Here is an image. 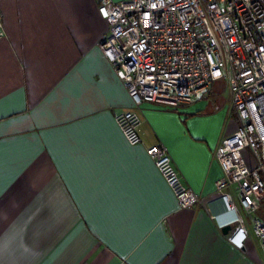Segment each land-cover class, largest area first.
Here are the masks:
<instances>
[{"label":"crops","instance_id":"obj_1","mask_svg":"<svg viewBox=\"0 0 264 264\" xmlns=\"http://www.w3.org/2000/svg\"><path fill=\"white\" fill-rule=\"evenodd\" d=\"M1 10L0 264H264L236 190L235 211L217 192L215 154L239 125L225 81L175 110L144 103L131 146L116 116L134 105L98 48V0ZM158 144L204 207L178 209L147 154Z\"/></svg>","mask_w":264,"mask_h":264},{"label":"built area","instance_id":"obj_2","mask_svg":"<svg viewBox=\"0 0 264 264\" xmlns=\"http://www.w3.org/2000/svg\"><path fill=\"white\" fill-rule=\"evenodd\" d=\"M1 2L0 40L6 37ZM98 3L109 26L98 48L134 105L116 116L131 146L143 143L144 103L175 110L209 93L216 82L227 83L239 125L215 154L223 171L217 192L227 210L235 211L230 190H236L264 257V0ZM147 154L179 210L205 206L165 146H150Z\"/></svg>","mask_w":264,"mask_h":264},{"label":"water","instance_id":"obj_3","mask_svg":"<svg viewBox=\"0 0 264 264\" xmlns=\"http://www.w3.org/2000/svg\"><path fill=\"white\" fill-rule=\"evenodd\" d=\"M228 229H229V228H225V229H224V232H227V231H228Z\"/></svg>","mask_w":264,"mask_h":264},{"label":"rangeland","instance_id":"obj_4","mask_svg":"<svg viewBox=\"0 0 264 264\" xmlns=\"http://www.w3.org/2000/svg\"><path fill=\"white\" fill-rule=\"evenodd\" d=\"M249 153H251V152L249 151Z\"/></svg>","mask_w":264,"mask_h":264}]
</instances>
